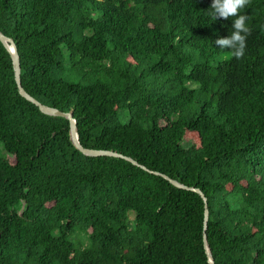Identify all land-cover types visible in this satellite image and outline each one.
I'll return each instance as SVG.
<instances>
[{
	"label": "trees",
	"instance_id": "1",
	"mask_svg": "<svg viewBox=\"0 0 264 264\" xmlns=\"http://www.w3.org/2000/svg\"><path fill=\"white\" fill-rule=\"evenodd\" d=\"M210 5L0 0V31L23 89L71 112L82 147L200 190L215 264H264V0L241 10L240 58L214 43L235 18ZM0 150V264H208L201 196L83 155L66 118L18 93L1 42Z\"/></svg>",
	"mask_w": 264,
	"mask_h": 264
},
{
	"label": "water",
	"instance_id": "2",
	"mask_svg": "<svg viewBox=\"0 0 264 264\" xmlns=\"http://www.w3.org/2000/svg\"><path fill=\"white\" fill-rule=\"evenodd\" d=\"M0 42L2 43V45L5 47V49L9 52L10 57H11V61H12V67H13V72H14V79L17 85V89H18V93L25 98L27 101L31 102L32 104H34L42 113L49 115V116H54V117H64L69 121V125H70V140L72 142V144L74 145V147L76 149H78L83 155L88 156V157H118V158H123L129 162H131L133 165L140 167L141 169L148 171L149 173H152L154 175H158L161 176L162 178H164L165 180H167L169 183H171L173 186L180 188V189H185V190H190V191H194L196 193H198L201 198L204 201V220H203V243H204V248H205V252H206V256H207V261L208 264H215L214 259L212 257L210 248L207 244V240H206V235H205V231L207 229V222H208V209H207V204H206V197L204 196V194L195 188L192 187H187L182 185L181 183H179L176 180H173L171 178H169L168 176L158 173V172H153V171H149L148 169H146L144 166L138 164L136 161H134L133 159L129 158V157H125L121 154H118L116 152L113 151H107V150H95V149H87L81 146V144L79 143V138H78V133H77V124H76V120L73 117V114L71 112H62L56 108L44 105L40 102H38L36 99H34L33 97H31L22 87L21 85V79H20V57L19 54L17 52V48L16 45L14 43V41L5 36L1 31H0Z\"/></svg>",
	"mask_w": 264,
	"mask_h": 264
},
{
	"label": "clouds",
	"instance_id": "3",
	"mask_svg": "<svg viewBox=\"0 0 264 264\" xmlns=\"http://www.w3.org/2000/svg\"><path fill=\"white\" fill-rule=\"evenodd\" d=\"M248 4V0H211L207 9L208 16L215 21L218 18L227 20L229 17L235 19L231 24V34L226 37H217L214 43L221 49L231 50V54L237 58L244 55L246 35L249 32L245 21L246 15L241 10Z\"/></svg>",
	"mask_w": 264,
	"mask_h": 264
},
{
	"label": "rangeland",
	"instance_id": "4",
	"mask_svg": "<svg viewBox=\"0 0 264 264\" xmlns=\"http://www.w3.org/2000/svg\"><path fill=\"white\" fill-rule=\"evenodd\" d=\"M3 154H4L3 150H0V155H3ZM130 214H131V216L133 217V213H130ZM70 238H71V237H70ZM73 238L75 239V241H76V240H81V241H84V242H85L84 237H83L81 234H79V233L74 234V235H73Z\"/></svg>",
	"mask_w": 264,
	"mask_h": 264
}]
</instances>
